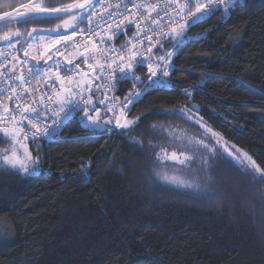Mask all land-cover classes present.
Segmentation results:
<instances>
[{
    "label": "trees",
    "instance_id": "16d2710c",
    "mask_svg": "<svg viewBox=\"0 0 264 264\" xmlns=\"http://www.w3.org/2000/svg\"><path fill=\"white\" fill-rule=\"evenodd\" d=\"M17 8V0H0V12ZM187 36L180 48L165 43L184 71L171 74V88L151 90L132 106L127 118L142 117L133 131L86 130L81 112L55 140L25 143L33 156L39 147L38 174L0 169V264H264V186L246 182L243 165L226 157L231 164L216 165L210 186L224 197L207 204L184 187L153 182L151 173L160 169L153 153L168 159L164 152L173 149L167 127L200 129L156 115L188 103L184 89L203 124L264 168V0H236L227 14L216 11ZM81 52L73 64L82 69ZM119 86L121 97L133 88ZM154 124L163 131L145 135L139 151L130 138ZM10 133H0V160L17 145ZM149 141L157 147L149 149Z\"/></svg>",
    "mask_w": 264,
    "mask_h": 264
},
{
    "label": "snow or ice",
    "instance_id": "6c2138e0",
    "mask_svg": "<svg viewBox=\"0 0 264 264\" xmlns=\"http://www.w3.org/2000/svg\"><path fill=\"white\" fill-rule=\"evenodd\" d=\"M17 3L22 10H16L14 13L13 11L0 12V32H3V35H0V45L12 50L0 51V69L7 68L6 71H0V97L11 92L12 95H9L8 99L19 98L24 107L22 110L19 104L11 110L4 107V114L0 115V131L8 132V128L3 127L5 118L14 120L16 115H20L21 120L16 122L18 128H14L12 132L13 139L22 136L23 140L35 143L37 140L56 134L55 129L59 127L57 120H64L81 112L83 113L81 121L86 130L109 134L116 128L127 132L133 131L139 126L142 117L137 116L122 122L121 118L126 117L131 111L129 106L140 102L151 90L167 87L173 72L184 71L177 69L171 62L173 55L171 51L164 52L165 43L174 42L175 48H180L188 39V29L203 23L218 10L222 11V14H227L235 6L236 0H161L163 6L152 4L150 0H17ZM99 9H105L104 14L99 15L94 23L91 22L93 17L97 16ZM52 21H59V23L54 28L43 27ZM84 23L89 24L87 32L80 27ZM22 25H33V27L30 31H21ZM130 26H134L136 32L129 41L121 45L120 49L103 47L105 44H110L113 38L118 39L121 34H125ZM69 29L70 33L67 31ZM165 29L169 30L165 31ZM77 35L81 37L79 42L73 39ZM93 37L98 39L93 40ZM154 38L155 42H153ZM144 40L148 41L147 53H152L155 48L157 52L163 54L155 56L154 59L151 57L137 59L140 53L134 45L127 56L121 54L133 41L143 43ZM45 41L47 43H44V51L32 55L31 50L34 44L39 45ZM87 41H93L91 47ZM57 45H62L63 51ZM72 45L78 48L82 45L81 63L88 64L89 69H93V65L88 61L94 57L85 54L91 53L99 46L98 54L103 56L108 65L107 68H100L98 77L109 81L104 86L103 91L106 95L103 99L93 100L95 93L101 91L99 85L95 89L90 86L80 88L78 82L73 84L69 79L70 86L63 88L62 77H68L74 68H80V63L73 64L76 54H70L67 51ZM52 49H55L56 56H64L66 63L62 64L59 59L54 60L53 55L50 54ZM20 52L36 63L32 64L29 60L21 59L17 55ZM41 60H44V65L47 67L41 65ZM48 61L52 63L49 64ZM61 67L64 69L63 73L60 72ZM142 67H146L148 72V75L143 78L136 75V70ZM53 69H55L56 81H61V91H65L66 95L61 99L60 92H57V99L54 100L51 93L46 91L41 94L39 100H36L35 93L38 89H33L32 93H29L33 97L32 106H29L21 98L20 91L17 89L27 91L22 86L30 84L34 79L44 81L46 88L54 87L55 82L49 84ZM18 71L20 75H17ZM104 73H107V76ZM127 81L133 82V88L123 99L107 95L109 92L119 91L118 84ZM74 87L80 90L74 92ZM198 87H203V81L198 83ZM89 92L91 94H88ZM182 94L188 103L179 108L173 106L171 109H163L156 115L171 116L174 119L190 122L204 129V132L188 133L187 130H180L178 134L168 133L173 144H179L182 149L191 151L192 155L185 156L183 150L179 155L176 151L171 152L170 155L164 152V155L173 161L178 160L181 165L191 164L195 159H199V166L195 170H189L186 173L187 178H181L179 175L170 178L166 171L153 168L151 169L153 182L159 180L182 186L190 190L189 194L196 199L220 201L224 193L210 185L215 182L216 165L221 162L231 164V161L226 160L216 148L211 146V137L205 133H211L213 136L218 134L203 124V117L193 111L192 93L184 89ZM45 99L46 102H44ZM37 104H42V107H36ZM53 104L56 107L49 110L50 105ZM100 105H103V112ZM108 113L112 115L109 117ZM24 121H27L30 127H24ZM41 124L44 125L43 129L40 127ZM162 131V128L154 124L147 132L131 137L130 143L136 145L139 151H143L145 135L155 136ZM16 142L19 143V140L17 139ZM147 147L155 149L157 145L149 141ZM153 154L156 157L153 163H158L160 154ZM231 155L229 153V156ZM181 157L184 158L181 159ZM134 159L135 157L131 156L129 162H134ZM246 159L247 165H244V161H239L243 165L239 168V172L247 178L246 182L264 186V168L256 164L251 157L246 156ZM40 163L38 146L35 156L26 148L22 157L17 155L16 150H12L9 155L6 149L0 160V169L14 171L17 174L22 172L24 175L31 176L38 174ZM260 196L264 205V192H261Z\"/></svg>",
    "mask_w": 264,
    "mask_h": 264
},
{
    "label": "built area",
    "instance_id": "2783aa9c",
    "mask_svg": "<svg viewBox=\"0 0 264 264\" xmlns=\"http://www.w3.org/2000/svg\"><path fill=\"white\" fill-rule=\"evenodd\" d=\"M150 2L152 4H160L161 6L162 3H161V0H150ZM108 11H111V9H108ZM131 11H135V9H131ZM105 12V9H99L98 10V13H97V16H94L93 17V20L91 22H95L96 19L98 18L99 15H103ZM154 15V13H153ZM131 19V17H129ZM88 26L89 24H87L86 26L82 27L81 29L84 31V32H87L88 30ZM131 29H133L135 32H136V29L134 26H130ZM106 30V29H105ZM169 29H165V31H168ZM189 30V29H188ZM188 32V31H187ZM74 40L76 41H81V37L79 35H77L76 37L73 38ZM98 39L97 37H93V40H96ZM114 39V38H113ZM130 39V38H129ZM129 39L127 41H129ZM126 41V42H127ZM153 42H155V38L153 40ZM89 47H91L93 41H87ZM133 45L135 47V49H138L139 50V53L140 55H138L137 59H140V58H149L151 57L152 59H154V55L153 53L156 51L155 48H153V51L152 53H147L146 52V48L148 47V41L147 40H144L143 43H138V42H135L133 41V43H130L129 46L127 48H125L123 50V52L121 53L122 55H125L127 56V54L129 53L130 49L133 48ZM59 47H61L62 51H63V47L62 45H60ZM103 47L105 48H115V49H120V46H116L112 40V42L110 44H105L103 45ZM96 54H97V57L99 58L100 62H101V67L103 68H107V63L105 62L104 58L102 55L98 54L99 53V46H97V48L93 49ZM4 51H12L10 49H5ZM68 53L70 54H76L80 51H82V45L78 48L77 46L75 45H72L68 48ZM57 59L61 60L62 64L66 63V60L64 58V56H57ZM10 67V65H9ZM113 67H115V65H113ZM25 68H27V65H25ZM7 68L5 69H0V71H6ZM137 70H142L143 72L141 73L140 71H137ZM136 70V75L140 76L141 78L145 77L148 75V72H147V68L146 67H142V68H139ZM64 69L63 67L60 68V72L63 73ZM53 74L51 76V79L49 81V84H52L53 82L54 83V87H49V88H46L44 86V81L42 80H32L30 84H24L22 87L23 89H26L27 91H24V90H21V88H18L17 90L20 91V96L21 98H23L24 101H26L28 103L29 106H32V99L33 97L31 95H29V93H32V90L33 89H38V91L35 93V99L36 100H39L40 99V96L42 93L44 92H50L53 99H57V96H56V93L57 92H60V94L63 92L61 91V87H62V84H63V88H66L68 85H69V79H71V81H74L75 79L78 78L79 76V70L78 69H73V72L68 76V77H62V84H61V81H56V74H55V69L52 70ZM17 75H20V72L18 71L17 72ZM105 76H107V73H104ZM167 79V78H166ZM102 80V79H101ZM104 80H102V92H101V99L104 98V96L106 95V93L103 91L104 89V86L105 84H107L109 81L107 80V82L103 83ZM127 82H131V81H127ZM131 84H133V82H131ZM172 86V80H170V83L167 87L165 88H171ZM118 87L120 88L119 84H118ZM119 91H114V92H109L107 93V95H110V96H113V97H119L120 99H123L124 97H121L119 94H118ZM9 95H12L11 92L8 93V95H5L3 97H0V101H3V108L0 110V113L3 115L4 114V107H7L9 110L13 109L17 104L20 105V108L21 110L23 109L24 107V104L21 103V99H13V100H10L8 99V96ZM46 102V99L45 101ZM36 107H42V104H37L35 105ZM130 108H132V106L130 105L129 106ZM49 110H51V108L49 107ZM62 115V114H61ZM109 117L112 115V113H108ZM128 115V114H127ZM126 115V116H127ZM73 116V115H72ZM70 116V117H72ZM69 117V118H70ZM64 119V120H57V123L59 124V127L57 129H55V132L56 134L55 135H52V136H48L47 138H51V139H54V138H57L61 135V128L63 127V125L68 121V119ZM126 117H122L121 118V121L123 122L125 120ZM7 119V118H6ZM8 120V119H7ZM21 120V117L20 115H16L15 116V119L14 120H8L12 123H15L17 121H20ZM48 123H50L51 121H47ZM17 124V123H16ZM18 126V125H17ZM23 126L28 128L30 127L29 125H27V121H24L23 122ZM43 124L40 125V127L43 129ZM31 133H29L30 135ZM46 139V138H45Z\"/></svg>",
    "mask_w": 264,
    "mask_h": 264
},
{
    "label": "rangeland",
    "instance_id": "374dc122",
    "mask_svg": "<svg viewBox=\"0 0 264 264\" xmlns=\"http://www.w3.org/2000/svg\"><path fill=\"white\" fill-rule=\"evenodd\" d=\"M70 30V29H69ZM67 30V31H69ZM44 43H47V41L36 45L34 44L33 49L31 50V54H37V52H43L44 51ZM58 46V45H57ZM6 49V47H0V51H4ZM54 49L51 50L50 54H53ZM18 55V53H17ZM85 55H91L94 58L93 59H89L88 63L93 65V69H89L88 64H85V68H80V72H81V76L78 80H74L72 81L73 84H76L78 82L80 88H84L87 86H90L92 89H95L97 87V85H99L98 80H99V67H100V60L97 57L96 52L93 50L91 53L85 54ZM27 59H29V57H26ZM66 89V88H65ZM80 89L78 88H73V91H78ZM63 93H66L65 91H63ZM99 94V93H98ZM98 97V96H97ZM102 110V109H101ZM194 112H196L193 109ZM92 115H95L92 113ZM126 120H130L129 118H127ZM192 124V123H190ZM83 125V122H82ZM180 130H187L188 133H192L190 132L188 129H184L181 127H167L165 129L166 132V136H168V133H179ZM193 132H204V129H199ZM10 135L12 136V133H10ZM205 135H208L211 137V146L216 148L218 150V152L220 153L221 156L226 157L227 159H234L235 161H237L239 163V161H244V164H248V160L246 159V156L250 157V155L244 151H241L240 149L236 148L233 145L228 144L224 139H222L219 136H213L211 133H205ZM13 137V136H12ZM169 138V137H168ZM19 140V143H17V145L15 144V147L11 148L12 150H16L17 151V155L21 156L23 155L24 151H25V142L23 141L20 137H17L16 139H14V141ZM170 140V145L171 147H173V149H168V153H171L173 151H176L177 154L179 155L180 152L183 150L185 153V156H191L192 152L188 151V150H184L180 147L179 144H173L172 140L169 138ZM18 146V148H17ZM11 151H8V154L10 155ZM229 153H231L232 155L229 156ZM246 154V156H245ZM236 157H238L239 159H235ZM184 157H181V159H183ZM253 160V159H252ZM178 161V160H177ZM177 161H173L171 159H160L158 164L160 166V170L161 171H166L168 176L171 178L174 175H179L181 176V178H187L186 173L189 170H195L198 168L199 166V159H195L193 163L191 164H185V165H181L180 162ZM173 185V184H170ZM182 187V186H181ZM206 204L207 203H213L212 201L209 200H205Z\"/></svg>",
    "mask_w": 264,
    "mask_h": 264
},
{
    "label": "bare ground",
    "instance_id": "6f19581e",
    "mask_svg": "<svg viewBox=\"0 0 264 264\" xmlns=\"http://www.w3.org/2000/svg\"><path fill=\"white\" fill-rule=\"evenodd\" d=\"M134 33H135V31L129 27V28L127 29V31H126L125 34H121V35L119 36L118 39L114 38V39H113V42H114V44H115L116 46H120V47H121V45L125 44V42H126L129 38H132V37H133V34H134ZM9 59H11V58H9ZM99 74H100V70H99ZM80 76H81V75H79L78 78L75 79V80H78V79L80 78ZM105 82H107V80H104V81H103V83H105ZM69 86H70V85H68V87H69ZM97 99H101V97H100V98H97ZM54 100H55V99H54ZM100 106L103 107V105H100ZM54 107H56L55 104L50 105V108H54ZM2 108H3V101H0V110H1ZM0 115H2V114L0 113ZM71 118H72V117H70V118L68 119V121H69ZM68 121H67V122H68ZM67 122H66V123H67ZM66 123H65V124H66ZM65 124H64L63 126H65ZM3 127H7V128H8V132H13V129H14V128H18L16 122H15V123H12V122L8 121L6 118H5L4 122H3ZM8 132H7V133H8ZM0 133H2V131H0ZM21 139H22V136H21ZM22 140H23V139H22ZM53 140H55V139L46 138V139L37 140V141L50 142V141H53ZM23 141H25V142H31L30 140H23Z\"/></svg>",
    "mask_w": 264,
    "mask_h": 264
},
{
    "label": "water",
    "instance_id": "95a60500",
    "mask_svg": "<svg viewBox=\"0 0 264 264\" xmlns=\"http://www.w3.org/2000/svg\"><path fill=\"white\" fill-rule=\"evenodd\" d=\"M16 10H22V8L19 7V8H17V9L13 10V13H14Z\"/></svg>",
    "mask_w": 264,
    "mask_h": 264
},
{
    "label": "crops",
    "instance_id": "0c3cea01",
    "mask_svg": "<svg viewBox=\"0 0 264 264\" xmlns=\"http://www.w3.org/2000/svg\"><path fill=\"white\" fill-rule=\"evenodd\" d=\"M63 98V97H62Z\"/></svg>",
    "mask_w": 264,
    "mask_h": 264
}]
</instances>
